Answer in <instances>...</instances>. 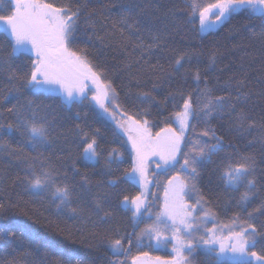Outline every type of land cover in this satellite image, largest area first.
<instances>
[{
    "label": "trees",
    "instance_id": "16d2710c",
    "mask_svg": "<svg viewBox=\"0 0 264 264\" xmlns=\"http://www.w3.org/2000/svg\"><path fill=\"white\" fill-rule=\"evenodd\" d=\"M215 1L46 0L55 7H71L73 10L80 8L76 45L86 48L89 59L106 73V78L116 90L120 110L141 121L147 119L153 134L167 124L175 127L172 113L176 109L169 94H177L176 103H179V92L187 94L195 90L197 84L192 73L196 68L200 69L202 78L208 77L209 86L215 95L225 94L227 89L224 82L229 77L234 80L244 79L247 82L245 90H252V96L244 108L258 125L264 122V99L260 96L264 92V38L260 36L264 30V19L248 12H239L216 30L201 33L196 6L200 8ZM10 7L8 0H4L0 13L7 14ZM122 20H126V23ZM154 35L160 37L157 47L143 51L136 47L140 41L145 45L153 43ZM98 37L102 38L103 44ZM185 51L197 53L185 62V68L191 71L184 74L182 69L179 73L169 75V65L175 55ZM10 53V38L0 31V61H7L6 64H0V124L6 126L14 119L3 109L17 103L26 105L32 101L38 109V116L52 122L48 128L50 143L33 152L25 148V138L18 132L3 135L0 142L13 148H24L30 156L42 153L45 163L56 170L61 180H66L72 186L71 206L83 209L82 216L91 214V221L98 220L93 197L103 195L105 191L110 192L104 207L113 212V219L93 228L91 222L85 223L67 209L57 213L48 194L32 198L23 191V184L17 177L23 176L24 164L15 160L9 163L8 157L0 153V202L18 205L0 215V264H55L58 260H70L71 264H112L115 258L107 243L110 229L119 227L122 234L133 231L138 233L144 226L142 223L133 229L130 213L125 214L118 207V201L124 195L131 197L139 192L138 186L123 180L114 189L106 186L110 177L105 174V162L112 149L123 153V162L118 168L114 166L113 177L122 178L124 169L131 168L128 144L111 123L99 114L93 103L69 108L58 98L43 93L33 95L22 87L13 92L11 98H6L12 87L9 71L23 72L31 66L28 55L16 56ZM212 53L217 54V62L214 68L209 69V56ZM157 62L163 66V72L159 68L155 71L148 69V65ZM138 74L139 81L134 78ZM199 86L204 87L203 79ZM140 92H149L156 100L141 103L137 99ZM161 101L163 103H159ZM144 109H147L146 114ZM194 123L197 124V131L209 126L202 119ZM209 124L215 129L216 135L224 138V148L214 154L211 160L203 162L196 183L200 194L207 201L205 207L215 213V219L210 218L209 226L225 228L227 231L224 230L221 236H228L229 228L239 231L241 227L247 226L243 223L247 212L259 206L264 199V191L253 198L246 210H242L237 205L240 193L225 189L220 178L221 172L229 160L239 162L241 156H253L258 186L264 185V142H261L257 129L249 135H239L233 127L234 117L227 112L214 115ZM77 125L89 135H96L100 151L97 162L82 159ZM201 139L214 142L208 137ZM158 171L154 168L149 170L150 179L158 182L150 185L152 215L159 210L164 188L173 175L170 172L154 176ZM85 176L90 181V190L82 186L81 180ZM195 199L193 195L189 203ZM237 216L240 219H236ZM254 221L262 235L256 237V247L250 251L255 250L264 255V214L257 212ZM209 226L206 223L201 231ZM132 239L131 245L127 240L124 241V247L130 248V251L120 256L122 264H130L134 256L145 252L150 256H170L167 252L154 250L151 245H137L135 236ZM190 259L192 264H232L218 261L214 254L209 255L201 249H197Z\"/></svg>",
    "mask_w": 264,
    "mask_h": 264
},
{
    "label": "snow or ice",
    "instance_id": "6c2138e0",
    "mask_svg": "<svg viewBox=\"0 0 264 264\" xmlns=\"http://www.w3.org/2000/svg\"><path fill=\"white\" fill-rule=\"evenodd\" d=\"M8 3L11 7L7 10V14L0 13V25L10 38L12 47L10 55H28L31 66L23 72L9 71L12 87L9 88L6 98H11V94L22 87L33 95L43 93L58 98L69 108L74 105L94 103L103 114L115 119L110 107L119 108L116 90L106 78V73L89 59L87 49L76 45L80 8L73 10L71 7H55L46 0H8ZM3 6L4 0H0V8ZM240 10L264 19V0H216L215 3L202 6L198 10L200 31H214L218 25ZM122 22L126 23V20ZM260 36L264 38V30L261 31ZM98 39H101L103 44L102 38L98 37ZM159 42V35H154L153 43L145 45L140 41L136 47L142 51L149 50L157 47ZM195 54L197 53L187 51L177 53L169 65L168 74L179 73L182 69L184 74H187L191 70L185 68V62L190 61ZM216 62L217 54L212 53L209 56L208 68H214ZM6 63L7 61H0V64ZM145 64L147 65V62ZM147 67L150 71L158 68L161 72L164 71L159 62ZM134 78L139 81V74ZM192 78L197 88L187 94L179 92V103H176L177 94H169L176 109L172 117L178 127L167 124L153 135L147 119L141 121L139 118L127 115L126 120L116 123L117 130L127 136L131 147L132 164L130 169H124L122 178L113 177L114 166L118 168L123 162V153L112 149L105 162V174L110 177L106 181V186L114 189L122 180L139 185V192L131 197L124 195L118 201V207L125 214L130 213L133 229L142 223L145 226L138 234L135 231L122 234L119 227L110 229L111 235L107 237V243L115 258L112 264H122L120 256L130 251V248L124 247V241L127 240L131 245L133 236L137 245L145 238L155 241L157 246L172 244V252L175 256L171 260H161L160 257H156L160 264H192L190 258L197 249H202L209 255L215 253L220 256L226 248L233 254L232 264H252L250 258H254L258 264H264V255L255 250L250 251L256 247V237L262 235L254 221V216L257 212L264 214V199L257 208L247 212V217L243 221L246 227H241L239 231L229 228L227 237L217 236L214 228H205L201 232L209 218L215 219V213L205 207L207 201L200 194L196 183L203 162L211 160L214 154L224 148V138L216 135L215 129L209 124L214 115L227 112L234 117L233 127L239 135L246 136L257 129L261 142H264V122L258 125L244 108L252 96V90H245L247 82L244 79L234 80L229 77L224 82L227 89L225 94L215 95L209 86L208 77L202 78L199 68L192 73ZM202 79L204 87L201 88L199 85ZM217 82L219 83V78ZM260 96L264 99V92H261ZM137 99L141 103L145 101L152 103L156 100L149 92H140ZM3 111L14 116V119L6 126L0 124V137L18 132L25 138V148L33 152L50 143L48 128L52 122L46 117L38 116V109L33 106L32 101H28L26 105L13 104ZM146 113L147 109H144V114ZM201 119L209 126L197 131V124L194 121ZM76 127L79 129L78 147L82 159L91 163L97 162L100 151L96 135H89L88 132L80 129L79 125ZM203 137H208L214 142L204 141L201 139ZM0 153L8 157L9 163L15 160L24 164L23 176L17 177L23 184V191L32 198L48 194L57 213L67 209L85 223L91 222L93 228L113 219V212L104 207L106 199L111 195L110 192L105 191L103 195L97 194L93 197L94 211L98 220L91 221V214L82 216L83 209L71 206L72 186L66 180H61L56 170L45 163L42 153L30 156L24 148H13L2 142H0ZM153 163L159 170L153 174L154 176L173 173L164 188L163 203L154 218L152 202L149 199V185L158 183L149 177L150 166ZM255 169V158L245 155L240 157L239 162L229 160L221 172L220 178L225 189L240 193L237 205L242 210H246L253 198L264 191V185L258 186ZM81 183L84 188L90 190V181L86 176L82 177ZM241 188L243 191H240ZM193 195L196 199L193 203H189ZM17 206L13 203L5 205L0 202V215L6 213L9 208ZM101 212L102 216L99 215ZM236 219L240 218L237 216ZM70 236L71 231L68 233V237ZM225 240L228 241L227 245ZM217 244L219 252L215 247ZM142 255L148 256V253ZM138 260L139 257H134L132 264H137ZM55 264H71V261L58 260Z\"/></svg>",
    "mask_w": 264,
    "mask_h": 264
},
{
    "label": "rangeland",
    "instance_id": "374dc122",
    "mask_svg": "<svg viewBox=\"0 0 264 264\" xmlns=\"http://www.w3.org/2000/svg\"><path fill=\"white\" fill-rule=\"evenodd\" d=\"M216 2V1H215ZM214 2V3H215ZM196 9H197V16H198V10H199V7H197L196 6ZM194 11H196L195 10V8H194ZM239 12H247V11H244V10H240V11H238V12H236V13H239ZM235 14V13H234ZM198 21H199V16H198ZM221 25V24H220ZM220 25H218L217 27H216V29L220 26ZM199 29H200V25H199ZM215 29V30H216ZM0 31H2V32H4L3 31V26L2 25H0ZM201 32V31H200ZM205 32H207V31H204V32H201V33H205ZM5 33V32H4ZM6 34V33H5ZM7 35V34H6ZM8 36V35H7ZM9 37V36H8ZM89 95H91V93H89ZM94 104V103H93ZM96 107V106H95ZM97 109H98V111H99V114L103 117V118H105L108 122H110L111 123V125L114 127V129L120 134V135H122L124 138H125V141L127 142V144H128V147H129V149H130V152H131V147H130V144L128 143V140H127V136H125V135H123L119 130H117V128H116V123H117V121H121V120H126V118H127V115L125 114V113H123L121 110H120V108H113V107H110V112L112 113V115H114L115 116V119H113L112 118V116H110V115H108V114H103L102 112H101V110L98 108V107H96ZM122 113L124 114L123 116H122ZM174 124H175V127H178V125L175 123V120H174ZM153 135H155V134H153ZM156 169V170H158L157 168H156V165L153 163L151 166H150V170L151 169ZM134 183V182H133ZM134 184H136V183H134ZM137 186H138V188H139V185L138 184H136ZM166 186H167V184H166ZM165 186V187H166ZM149 188H150V185H149ZM140 190V189H139ZM163 198H164V192H163V194H162V199H161V204L163 203ZM153 216V218L155 217V214L154 215H152ZM150 222V221H149ZM207 224H208V226H209V224H210V218L207 220V222H206ZM206 223H205V225H206ZM204 225V226H205ZM145 226V225H144ZM143 226V227H144ZM142 227V228H143ZM216 229V234H217V236H221L222 235V233L224 232V230H225V228H218V227H215V226H209V228L208 229ZM141 230V229H140ZM140 230L138 231V233L140 232ZM225 231H227V230H225ZM201 232H203V231H201ZM137 233V234H138ZM169 236L171 235L170 233L168 234ZM222 237H227V236H222ZM227 243H228V241L227 240H225V244L227 245ZM143 244H146V245H151V247L154 249V250H156V251H160V252H163V253H165V252H167V253H169V257L168 258H166V257H161V256H150V255H148V256H143L142 254H140V255H136V256H134V257H139V260L137 261V264H160V261H157L155 258L156 257H160L161 258V260H171V259H173V257L175 256V253H173L172 252V244L171 243H168L167 245H160V246H157L156 245V243H155V241H149L147 238H145L139 245L141 246V245H143ZM215 247H216V249H217V252H219L220 250H219V245L217 244V245H215ZM202 250V249H201ZM111 251V250H110ZM214 255L216 256V259L218 260V261H224V262H232V260H231V257H232V253H231V251H229L227 248L225 249V251H224V253L222 254V255H220V256H217L215 253H214ZM133 257V258H134ZM133 258L131 259V262H130V264H132V262H133ZM251 259V261H252V264H258V262L254 259V258H250Z\"/></svg>",
    "mask_w": 264,
    "mask_h": 264
}]
</instances>
